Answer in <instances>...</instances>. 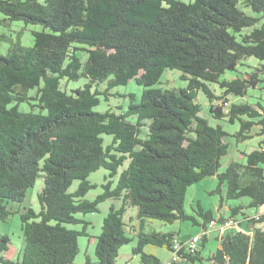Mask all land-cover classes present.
<instances>
[{"label": "trees", "instance_id": "trees-1", "mask_svg": "<svg viewBox=\"0 0 264 264\" xmlns=\"http://www.w3.org/2000/svg\"><path fill=\"white\" fill-rule=\"evenodd\" d=\"M14 21L41 30L31 32V47L18 38L0 54V221L18 212L11 204L23 203L38 178L43 187L39 212L19 213L21 256L3 258L9 240L0 236L1 264H73L90 224L77 215L96 213L107 200L118 205H110L94 237L97 264H114L134 237L141 264H194L212 231L219 247L210 264H264V141L240 152L245 162L232 160L220 171L229 135L200 116L196 101L202 93L212 119L239 123L236 143L264 134V106L246 99L249 89H264V0H0V28ZM9 41L0 33V42ZM249 58L257 65L246 64ZM166 70H178L186 87L151 88ZM81 79L83 87H62ZM130 81L144 87L139 101L130 93L125 111H94L101 95ZM103 135L112 136L107 146ZM99 169L108 172L103 192L88 201L95 185L87 178ZM207 177L226 185L225 200L249 201L225 212L222 202L217 216L197 201L187 213L188 188ZM131 208L135 220L125 217ZM146 219L190 222L201 228L200 240L191 250L195 236L182 242L175 232L146 233ZM79 224L80 231L65 227ZM148 246L168 250V261L146 253Z\"/></svg>", "mask_w": 264, "mask_h": 264}, {"label": "rangeland", "instance_id": "rangeland-1", "mask_svg": "<svg viewBox=\"0 0 264 264\" xmlns=\"http://www.w3.org/2000/svg\"><path fill=\"white\" fill-rule=\"evenodd\" d=\"M248 14L254 15V13L250 9H244ZM40 25H25L21 21L11 22L7 27H1L0 33H3L8 39L9 42H0V54L6 55L8 47L11 42H16L19 38L20 44L24 47H31L34 43L33 36L31 34L32 31H40ZM83 60L86 58V54L83 55ZM248 65L255 66L258 61L254 58H249L245 62ZM239 72H248L250 68L245 66L238 67ZM181 73L178 70H166L162 74L159 83L153 85L151 88H160V89H180L185 88L187 85V81L182 80L180 78ZM237 73L228 72L226 73L227 78L236 76ZM86 80L81 79L77 82H65L62 81L63 88H66L68 91L71 89H75L77 87H83ZM260 86H262L260 84ZM218 91H220L217 87H215ZM104 90V88H100ZM144 87L137 86L133 81L128 82L124 86H117L108 91L109 95L105 97L101 95L100 103L98 106L94 107V111L103 112L107 109H112L117 113H121L127 109L129 98L126 96L127 94H134L136 96V100L139 101L142 90ZM231 100H235L234 97L230 96ZM247 101L249 103L255 104L256 102H260L262 106H264V89H260L259 87L249 89V95L247 96ZM196 101L201 105L200 116L207 119L208 123L211 126L221 125L224 131L229 135L226 137V142L229 143L228 154L221 159V168L220 171H223L224 167L229 164L230 161L237 162H245V158L240 155V152L248 153L253 149L258 148V144L261 141H264V134L260 136H254L253 139L247 140L244 142L236 143L233 137L231 136L233 133L238 131L240 125L239 123L229 124L225 121L215 120L210 117L208 114V102L205 96L202 93H199ZM20 109L23 111H29L30 106L28 104H21ZM133 121L134 117L131 118ZM104 146H107L112 141V136L103 135ZM127 166V162L123 167L119 168L117 171V175L112 178V187L115 186L118 175L120 172ZM264 168V164L262 165ZM105 177H108V172L104 169H99L93 173H91L87 180L95 185V188L91 189L84 197V199L88 201L94 200L98 195L103 192L102 184L105 183ZM80 181H73L69 191H74ZM43 187V181L41 178H38L34 185L26 191V196L24 198L23 203L21 204H11L13 211L15 212L7 221H0V236H6L9 240V244L7 246L6 252H3L1 256L5 259L16 260L21 256L24 240L22 237V233L20 230V218L19 213L24 211V208H31L35 212H39L40 205L37 199V194ZM225 192L226 185L220 184L217 178L215 177H207L204 180L193 184L190 186L186 192L185 200H184V209L187 213L193 214V210L197 209V201L200 202L201 206L205 210H211L213 215L217 216V208L219 205H222L226 208L231 204H240L246 203L249 201L248 198H241L236 200H225ZM224 199V200H223ZM111 204L118 205L117 202H113L112 200H107L99 204L98 212L92 214H78L77 218L81 219L84 222H89L90 224L86 226V233L88 236H79L78 237V247L79 252L73 262V264H85L86 259L89 264H97V260L95 257V238L101 233L102 222L105 216L107 215L108 209ZM248 212H254L252 209H245ZM136 211L134 208L128 209L125 217L131 216L135 220ZM239 219H241L242 215L238 214ZM145 229L144 232L148 233L150 231L156 232H175L178 233L177 240L185 242L192 236H195L200 233L201 228L197 226H192L190 222H175L173 224L163 223L158 220H145ZM261 227L264 228V223L260 224ZM68 229H74L80 231L83 227L82 224L79 225H65ZM216 232L212 231L208 234V240L204 243V248L201 247V259L197 260L194 264H210L207 261V258L211 255L212 252H215L219 247V242L215 239ZM136 238H132V240L123 245L118 252V256L114 262V264H141L139 256H135L133 254V248L136 246ZM144 251L146 253H151L159 258L162 263H166L170 257V252L163 248L158 247H145ZM1 264V262H0ZM182 264H191V263H182Z\"/></svg>", "mask_w": 264, "mask_h": 264}, {"label": "built area", "instance_id": "built-area-1", "mask_svg": "<svg viewBox=\"0 0 264 264\" xmlns=\"http://www.w3.org/2000/svg\"><path fill=\"white\" fill-rule=\"evenodd\" d=\"M232 222L231 221H228L227 223H225V226H228L230 225ZM211 225H213V222L210 223ZM200 240V237L199 236H195V237H192L188 242H187V245L189 246V248L191 250H194L197 246V243L199 242ZM178 248V245L175 244L174 245V249H177ZM176 258L173 257V260H175Z\"/></svg>", "mask_w": 264, "mask_h": 264}, {"label": "crops", "instance_id": "crops-1", "mask_svg": "<svg viewBox=\"0 0 264 264\" xmlns=\"http://www.w3.org/2000/svg\"><path fill=\"white\" fill-rule=\"evenodd\" d=\"M223 209V211L225 212L226 211V208H222ZM227 214V213H226Z\"/></svg>", "mask_w": 264, "mask_h": 264}]
</instances>
